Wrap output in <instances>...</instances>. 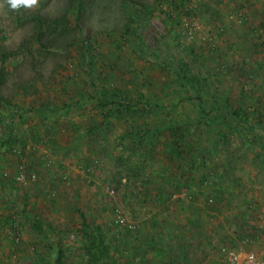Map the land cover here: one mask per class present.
I'll return each instance as SVG.
<instances>
[{
	"label": "rangeland",
	"instance_id": "374dc122",
	"mask_svg": "<svg viewBox=\"0 0 264 264\" xmlns=\"http://www.w3.org/2000/svg\"><path fill=\"white\" fill-rule=\"evenodd\" d=\"M188 1L83 0L79 9L39 0L12 10L0 0V60L12 54L0 87V221L9 230L0 236L12 248L2 264H103L87 256L84 219L102 227L109 264H250L247 251L264 264V130L225 115L222 138L204 121L216 95L253 123L264 113V0ZM64 13L67 30L54 39L33 18ZM182 63L201 77L198 90L176 78ZM108 84L161 108L119 109L108 130L94 96ZM148 127L161 129L150 144L127 134ZM120 166L142 175L119 185Z\"/></svg>",
	"mask_w": 264,
	"mask_h": 264
},
{
	"label": "trees",
	"instance_id": "16d2710c",
	"mask_svg": "<svg viewBox=\"0 0 264 264\" xmlns=\"http://www.w3.org/2000/svg\"><path fill=\"white\" fill-rule=\"evenodd\" d=\"M79 2V9H81L83 7V0H77ZM190 2V0L188 1ZM151 9L150 6H147L145 8V11H148ZM187 13L189 12V10H186ZM193 12V11H191ZM173 12L168 14V17L172 18L171 14ZM36 21L39 20V24L37 25L39 27V29H43V24H47L51 30L49 31L48 35L54 39L56 36H59L61 34H63L68 27L69 21H68V15L67 13H64L63 15H61L60 17H55V18H47L44 19L42 17V19L38 18V17H33ZM169 18V19H170ZM132 19H135V17L133 16ZM262 25L264 26V22L262 23ZM129 34H133V32H135V27L134 25H130L129 27ZM136 33V32H135ZM39 40V38H38ZM51 42L48 41V43H46V45L44 44L43 47H49V43ZM148 42V41H147ZM150 43V42H148ZM85 47H89L91 46V44L89 42H85ZM192 52L194 53V49H192ZM11 53H2L1 55V60H0V87L2 86V84L6 81V67H5V62L6 60L11 56ZM166 63V62H165ZM170 64V63H169ZM182 68H176L173 72L176 76V78L180 81V84L184 87H186V91L190 92V87L193 88L194 90H198L199 86L202 85V81L200 80L201 77L196 75V73L191 69V65H189V63H182ZM189 87V88H188ZM100 89H97V95H94L99 102H98V107H102V108H106V113L103 119L100 120L101 125L108 126V130L110 129V125H112V116H116L117 112H119V109L122 108H126L127 110L131 109V108H137L140 104L143 105L145 108V106H150L151 108H161V105L159 103L153 102L152 100H150L149 98H147L145 95L144 96V100H145V105L142 103L143 101L138 100L137 102H133L130 101V99L126 96L128 91H127V87H120V86H116L113 87L110 84L108 85H102L101 87H98ZM89 96L92 98L94 96H92L89 93ZM215 97L212 101V104L210 105V110L212 111L211 113V118L210 119H204L205 124L208 126L207 130H209L210 133H215L217 134L219 137L221 136L222 138L224 137V134H222L221 128H220V121L223 120V116L225 115H230L232 117H235V119L243 124L247 131H253V129L255 127H257V125L262 126V129L264 130V113H260L259 114V118H258V123H253L252 121H250V112L248 111V109H244L242 107L237 108L236 106H234L233 102L230 101L229 98H224V99H220L218 98V96H213ZM248 97H252V94L250 93ZM193 99V98H192ZM117 106L118 108L116 110H114V107ZM43 108H45L46 111H48V109L50 110L51 107H49L48 105L42 106ZM52 110V109H51ZM50 110V111H51ZM14 121V119H12ZM111 121V122H110ZM11 122V121H10ZM18 123H15V125ZM219 127V128H218ZM244 127V128H245ZM261 129V130H262ZM172 131V130H171ZM161 132V129L159 127H148L147 129L144 130V132H128L127 134L130 135H137L139 136V138L142 140H144L145 143L150 144V141H146V138L151 135L152 138L153 136H157L159 135ZM173 132V131H172ZM259 132V131H258ZM251 133V132H250ZM264 132H259V134H262ZM174 132L172 133V135L174 136ZM15 141V137H11L8 139L7 144L8 146H10L13 142ZM170 150H175L176 148V141H174L170 146ZM178 148V147H177ZM126 167L124 166H120L119 167V185L122 184V180L124 178H130L132 175H134L135 177H140V175H142V171L135 169V168H131V169H126ZM125 172V174H123ZM125 179V180H126ZM137 184H140V181H137ZM116 189V188H115ZM224 189V187H223ZM228 187L225 185V189L227 190ZM114 190V189H113ZM118 190V189H116ZM115 191V190H114ZM214 200V198H213ZM84 225L88 228L85 229L87 231V237L90 238L91 242L90 244L87 245L86 249H87V256L89 255L90 257V262L93 263L94 261H102L103 264H109L108 262H105L104 259H109L110 257V245L109 243L106 241L105 239V235H104V231L102 230L101 226H95V227H91V225L89 223H87V221L84 219ZM155 240L152 239L151 240V247L152 249H149V251H153L155 249H157V247L155 246ZM158 248H162L160 244L157 245ZM160 254L164 251V249H159ZM60 257H58L56 264H60L59 262ZM64 264V263H61ZM143 264H147V260H145L143 262ZM172 264V263H170Z\"/></svg>",
	"mask_w": 264,
	"mask_h": 264
},
{
	"label": "crops",
	"instance_id": "0c3cea01",
	"mask_svg": "<svg viewBox=\"0 0 264 264\" xmlns=\"http://www.w3.org/2000/svg\"><path fill=\"white\" fill-rule=\"evenodd\" d=\"M233 7V9H236L237 7L236 6H232ZM145 101H143L142 103L145 105V103H144ZM141 105V104H140ZM142 106V105H141ZM54 133V132H53ZM253 146H255V145H253ZM246 147V146H245ZM244 150V149H243ZM243 152V151H242ZM243 153H245V152H243ZM55 182V181H54ZM13 191V190H12ZM39 194H40V192L38 193V192H36L35 193V195H31L32 196V198L35 200L36 199V197H38L39 196ZM15 196H17L16 195V193H14L13 194V197H15ZM38 199V198H37ZM17 200H23V198L22 197H19ZM25 200V199H24ZM39 200V199H38ZM41 200V199H40ZM27 201H28V199H27ZM26 201V202H27ZM25 202V201H24ZM17 203L19 204V201H17ZM20 205V204H19ZM40 210H42L41 211V215L44 217V215H48V212H47V210H46V208H45V205L43 204V206H41V208H40ZM0 224H1V226H0V231L2 230V229H4L5 231H9L8 230V226H6V224L7 223H2L1 221H0ZM39 227L41 228H43L44 226L43 225H45V223L44 222H42V221H39ZM44 229V228H43ZM150 231H151V229H149ZM8 238V235L7 236H3L2 237V240H1V236H0V264H2L3 262H6L7 260H8V257H9V254L11 253V251H12V248H11V246L9 247V243H8V240L6 241V239ZM25 254H27L26 255V257H29L28 255H31V252H30V250H26L25 252H24Z\"/></svg>",
	"mask_w": 264,
	"mask_h": 264
},
{
	"label": "built area",
	"instance_id": "2783aa9c",
	"mask_svg": "<svg viewBox=\"0 0 264 264\" xmlns=\"http://www.w3.org/2000/svg\"><path fill=\"white\" fill-rule=\"evenodd\" d=\"M192 6V5H191ZM199 27H196L195 29H190L189 28V37L190 38H193L194 37V34H195V31L198 29ZM25 159H23V161H24ZM24 165V164H23ZM18 180H19V182H21V181H23V177L21 176H19L18 177ZM23 183V182H22ZM112 193H114V190L112 189ZM17 216H18V214L16 213V212H12V222L14 223V225H15V231H19L20 230V226L18 225V221L16 220V218H17ZM13 225V226H14ZM16 239H17V241H18V239H19V237L17 236L16 237ZM239 256H240V254H238V253H236V252H231L230 253V255H229V259L234 263V261H236V260H238V258H239ZM245 257H246V261H247V263H250V264H261L260 263V261H259V259H258V257H257V255H256V253L254 252V251H247L246 253H245Z\"/></svg>",
	"mask_w": 264,
	"mask_h": 264
},
{
	"label": "clouds",
	"instance_id": "9594fccd",
	"mask_svg": "<svg viewBox=\"0 0 264 264\" xmlns=\"http://www.w3.org/2000/svg\"><path fill=\"white\" fill-rule=\"evenodd\" d=\"M5 2L12 10H19L21 7L35 8L39 0H5ZM0 7H3V5H0Z\"/></svg>",
	"mask_w": 264,
	"mask_h": 264
}]
</instances>
